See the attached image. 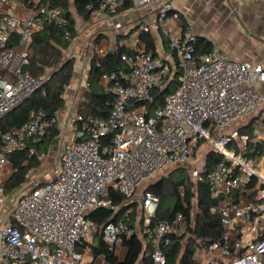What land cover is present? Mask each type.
<instances>
[{
    "label": "built area",
    "instance_id": "2783aa9c",
    "mask_svg": "<svg viewBox=\"0 0 264 264\" xmlns=\"http://www.w3.org/2000/svg\"><path fill=\"white\" fill-rule=\"evenodd\" d=\"M96 3L94 7L86 5L90 16H112L126 7L157 5V20L137 30L165 34L169 52L166 57L154 56L139 44L135 31L129 54L120 57L128 71L104 73L99 79L104 91L113 96L107 118L77 111L60 122L58 115L47 117L39 109L20 126L1 134L0 264H107L102 256L79 249L81 244L89 243L95 229L88 214L98 207L111 208L106 198L110 190L130 202L145 180L171 168L189 166L200 142L209 144L210 150L220 156L210 172L191 171L193 180L204 179L213 195L220 198L216 211L222 239L207 247L210 258L205 264H264V173L258 170L257 159L245 156L246 135L239 136L237 131L214 135L262 107L264 93L257 86L264 83V67L228 60L215 47L197 53L196 36L190 27L170 35L168 0ZM41 22L61 28L63 38L69 45L73 43L68 18L49 0L29 4L0 0V118L43 82L25 71L33 36ZM11 36L17 37L16 44L11 43ZM174 78V89L163 94L160 104L151 109L155 94ZM58 123L68 126L74 136L62 146L58 170L45 180L29 179L26 191L8 196L2 172L11 167L9 155L23 149L34 153L48 127ZM44 157L43 153L38 156L39 160ZM253 179L257 186L254 201L237 202L236 195ZM140 196L141 233L151 234L156 244L148 256L151 264H165L159 245H167L169 237L178 233L184 217L176 213L150 229L159 200L149 191ZM3 209L8 210L5 216L1 214ZM247 222H252L256 238L244 244L239 238L233 241L237 224ZM101 230L103 241L114 253L125 239L137 233L122 219L104 224ZM87 257L91 259L86 261Z\"/></svg>",
    "mask_w": 264,
    "mask_h": 264
},
{
    "label": "trees",
    "instance_id": "16d2710c",
    "mask_svg": "<svg viewBox=\"0 0 264 264\" xmlns=\"http://www.w3.org/2000/svg\"><path fill=\"white\" fill-rule=\"evenodd\" d=\"M22 1L29 4L34 0ZM49 1L68 18L73 38L76 36V30L74 21L70 17V6L74 7L78 16L87 19L90 13L86 5L90 4L94 7L97 4L96 0ZM10 38L11 43L16 44L17 37L11 36ZM141 39L146 44L147 50H153V42L149 36H143ZM68 49L69 43L63 38V30L41 22L40 28L33 36L29 51V65L25 71L43 82L31 96L0 118V140L3 132L23 124L33 111L41 109L47 117H54L62 110L63 96L73 76V60L64 57V52ZM122 54H129V50L117 45L115 50L108 51L101 59H97L96 56L92 57L87 74L88 88L78 110L80 113L100 118L108 117L113 96L104 91L99 79L104 73L128 71L120 59ZM175 83L176 78L162 92L155 94L154 102L150 105L151 109L160 104L163 94L174 89ZM239 132L248 137L246 157L260 158L264 152L263 144L255 139L252 130L239 128ZM59 133L56 125H51L46 130L42 141L35 145L34 153L30 154L28 149H23L9 155V164L13 171L4 186L8 196L24 191L25 186H28L29 174L41 164L38 156L47 151V144L57 138ZM201 144L202 142L197 147ZM219 160L220 156L212 151L207 152L203 172H210ZM171 169L172 171L166 176L149 184L143 190L151 192L159 200L149 228L153 229L157 223L169 220L176 213H182L184 219L178 228V233L169 237L167 245L161 243L159 247L164 253L165 264H198L195 257L196 249L206 250L211 243L222 239L220 215L216 211L220 198L213 195L210 185L204 179L192 180L184 169L178 167ZM255 184V179H253L247 187L252 188ZM106 198L110 200L111 208L98 207L88 214V218L95 225L93 241L90 244H81L79 249H91L94 256H102L107 264H151L148 254L156 247L151 234L140 232V236L135 233L125 239L123 246L126 248V255L123 261H118L114 252L103 241L101 229L110 220L115 222L122 219L131 226L137 225L139 230L142 228L141 213L135 200L128 202L115 190H110ZM130 209L131 212L127 213Z\"/></svg>",
    "mask_w": 264,
    "mask_h": 264
},
{
    "label": "crops",
    "instance_id": "0c3cea01",
    "mask_svg": "<svg viewBox=\"0 0 264 264\" xmlns=\"http://www.w3.org/2000/svg\"><path fill=\"white\" fill-rule=\"evenodd\" d=\"M168 1L171 5V11L168 16L170 35L178 32L179 28H184L186 26L190 27L196 36L195 48L197 53L209 52L215 47L218 49L219 54L228 60L247 62L252 65L261 64L264 67V2H243L242 0ZM71 6L69 8L71 15L70 17L73 19V21H75V17L72 15V9L74 10L75 14L76 11L74 7ZM156 11L157 5L151 4L150 6L148 5L142 8L126 7L119 10L112 16L105 14L93 16L89 15L87 20L97 18L103 27H106L105 22L108 20V26L113 22H121V26L117 30L116 34L111 32L112 35H109L106 39H102L99 44L96 45L93 52H91V48L86 49L84 47L77 50L78 44L76 33L74 41L71 45H69L68 49L77 51L76 56L73 57L72 80L63 96L64 106L57 114L60 122L67 120L70 116L76 113L79 110L81 103H83L84 95L87 91L85 87V84L88 83L87 74L90 68V61L93 56H96L97 59H101L108 51L115 50L117 45H121L126 49H129L135 31L138 32L139 44L143 45L144 47L146 44L142 41L141 37L147 35L151 38L153 42V50L150 51L154 56H167L169 48L168 38L165 34L160 31H148L147 33H140L137 30L139 26L150 25L155 22L157 20ZM174 14L176 15V18H172V15ZM40 26L41 23L39 24L38 29ZM257 87L262 93H264V83L259 84ZM257 111V114L252 116V118H250L249 121L240 128L244 130L251 129L255 135V139L260 141L264 148V104ZM56 127L60 130L59 136L63 135V141L61 140L62 145L60 146L59 152L60 158L63 144L74 140V136L68 126H63L62 124L58 123ZM54 139L49 141L47 144V151L43 153L45 157ZM232 145L235 147V143ZM197 146L195 153L199 148ZM44 158L41 159V161H43ZM255 159H257L258 170L264 173V152L260 158ZM189 166L178 168L184 169L186 172H188ZM41 167L42 162L38 168ZM10 169L12 170V167H10ZM2 175L4 176L3 172ZM4 178L6 180L7 176H4ZM255 187H257L256 184L252 188L247 187V189L241 194L236 195L235 200L239 203L244 201L253 202ZM134 227L138 232L136 234L139 235L141 230L137 229V225ZM252 235V222L237 224L236 230L233 233V241L236 238H239L244 244L249 239L256 238L255 234L253 236ZM92 241L93 234L91 240L87 244H90ZM85 250L88 251L91 256H94L91 249L86 248ZM114 254L118 261H123L126 255V248L122 245L115 250ZM195 257L198 264H205L210 258V255L206 250L197 248Z\"/></svg>",
    "mask_w": 264,
    "mask_h": 264
},
{
    "label": "rangeland",
    "instance_id": "374dc122",
    "mask_svg": "<svg viewBox=\"0 0 264 264\" xmlns=\"http://www.w3.org/2000/svg\"><path fill=\"white\" fill-rule=\"evenodd\" d=\"M71 1L72 0H70V2ZM72 15L75 17L74 24L76 25V33H77V44H78L77 50L82 49L84 47L86 49L91 48L90 50H91V52H93L96 45H98L102 39L108 38V36L112 35V33L116 34L117 30L121 26V24H120L121 22L120 23L113 22L108 26V24H109V20H108L105 22L106 27H103L97 18H92V19H88V20L82 19L75 14L73 9H72ZM77 50L71 49V50L65 51L64 57L67 59L73 60V57L76 56ZM257 112L258 111H255L253 114H251L250 116H248L247 118H245L241 122L231 124L226 129H219L218 132H216L214 135L219 134V133H230L231 131H237L239 136H241L243 133L239 132V128L242 125L246 124L249 121V119L252 118V116L257 114ZM62 136L63 135H60L58 138L53 140L51 146L48 149L46 157L44 158L43 161H41L42 167L33 170L29 174V179L45 180V179L52 177L53 170L54 171L58 170V168H59V152H60V146L62 145L61 140L63 139ZM209 151H210L209 144L202 143L199 146V148L197 149L195 155L193 156V158L191 160V163H190V166H189V169L187 172L190 179L193 180V177L191 176V171L202 170L205 154ZM170 171H172V169L166 171L165 173L160 174L159 176L145 180L137 188L136 196H135L134 200L136 201L138 206H140L141 192L143 190H145L149 184L158 181L159 179H161V177L166 176ZM3 174H4V176H7V178H8L12 174L10 167H7L4 170ZM23 190L26 191L27 187L25 186V188ZM23 190H19V191H23ZM138 210L140 211V209H138ZM7 212H8L7 209H3L1 212L2 216H5L7 214ZM137 229H139V228L137 227ZM90 259H91V257H87L86 261H88Z\"/></svg>",
    "mask_w": 264,
    "mask_h": 264
},
{
    "label": "water",
    "instance_id": "95a60500",
    "mask_svg": "<svg viewBox=\"0 0 264 264\" xmlns=\"http://www.w3.org/2000/svg\"><path fill=\"white\" fill-rule=\"evenodd\" d=\"M111 221H112V220H110V221H108V222H111ZM108 222H107V223H108Z\"/></svg>",
    "mask_w": 264,
    "mask_h": 264
}]
</instances>
